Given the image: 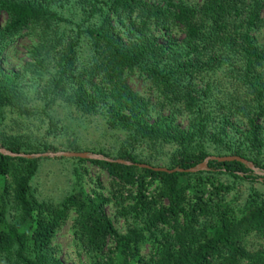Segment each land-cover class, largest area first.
<instances>
[{"label": "trees", "instance_id": "1", "mask_svg": "<svg viewBox=\"0 0 264 264\" xmlns=\"http://www.w3.org/2000/svg\"><path fill=\"white\" fill-rule=\"evenodd\" d=\"M263 26L264 0H0V53L19 35L33 42L21 70L0 65V126L9 113L13 125L25 124L19 115L34 117L48 133L66 134L71 125L54 115L57 107L99 116L121 132L116 150L96 151L111 161L75 159L108 173L114 200H133L118 213L134 219L119 233L106 199L81 187L58 204L38 200L30 180L40 158L0 153V176H11L3 191L17 212L6 224L0 207V258L65 264L51 242L73 211L85 249L103 254L98 264H264V253L244 247L250 232L264 235V198L226 200L237 181L264 184V175L217 159L205 170L169 171L209 156H239L264 171V48L254 37ZM136 71L149 81L151 101L129 86ZM0 146L57 151L3 129ZM161 160L168 166L154 164ZM147 240L153 247L143 257Z\"/></svg>", "mask_w": 264, "mask_h": 264}, {"label": "rangeland", "instance_id": "2", "mask_svg": "<svg viewBox=\"0 0 264 264\" xmlns=\"http://www.w3.org/2000/svg\"><path fill=\"white\" fill-rule=\"evenodd\" d=\"M193 2L196 0H188ZM257 44L264 48V26L254 32ZM32 41L25 36H17L10 44L0 53V65L3 69L10 72L21 70L27 62L29 50L32 47ZM128 84L131 89L141 96L152 99L153 89L149 81L146 80L140 72L136 71L128 77ZM54 115L58 117L65 116L70 122L71 129L68 133L54 131L48 133L46 124L34 120V117L19 115L18 119H24L22 126L13 125L11 118L16 114H6L5 122L8 126L1 127L0 131H6L7 134L16 133L26 135L31 141L41 138L43 141L52 144L57 151L73 152H91L97 153L99 149L105 151H114L118 147V141L121 139V132L115 131L106 126L104 121L97 115L82 117L78 112L72 109L57 107ZM63 115V116H62ZM28 120H27V119ZM31 122V123H29ZM182 128L186 126L183 117L178 118L177 122ZM264 125V121H263ZM78 144L79 150H71L67 147L68 142ZM1 147V146H0ZM4 148V147H3ZM47 150L42 153L57 152ZM20 154H27L20 152ZM39 154V153H28ZM24 157V156H23ZM40 158L36 173L30 180L31 191L38 200H46L53 204L60 203L67 194L81 187L82 191L89 196L99 195L106 199L103 209L111 220L114 228L121 234L125 233L129 226L133 225L134 219L130 215H121L118 213L119 203L127 205L132 203L131 198H118V203L112 195H118L119 191L111 183V177L108 173L100 168L97 164L89 161H77V157L63 156H38ZM83 159V158H82ZM88 160V159H87ZM160 166H168L167 160L156 162ZM220 179L224 180L223 177ZM11 182V176H0V207H4L5 223L12 224L15 222L16 210L13 208V202L10 201V194L3 191V186ZM206 193L210 191L211 186L205 182ZM10 190V189H9ZM125 195V192L124 194ZM264 198V184L258 182L237 181L233 188L226 194V200L233 201L235 204L245 201L247 198ZM75 213L71 211L65 221L55 231L51 242V253L60 258L65 264H98L103 257L102 253L89 252L74 229ZM166 230V229H165ZM152 242L147 240L141 245L140 255L148 257L152 251ZM244 247L246 250L264 253V235L254 231L247 234L244 238ZM0 264H10L6 257L0 258Z\"/></svg>", "mask_w": 264, "mask_h": 264}, {"label": "water", "instance_id": "3", "mask_svg": "<svg viewBox=\"0 0 264 264\" xmlns=\"http://www.w3.org/2000/svg\"><path fill=\"white\" fill-rule=\"evenodd\" d=\"M0 153L1 154H6V155H10L12 157L15 156H24V157H38V156H63V157H77V158H83V159H103V160H108L111 161L109 158L104 157L102 154H98V153H91V152H73V151H57V152H52V153H39V154H20V153H13L3 147H0ZM209 159H217L219 161H230V160H239L241 162H243L244 164H246L250 169H252L255 173L260 174V175H264V171L260 170L259 168L255 167L251 162L239 157V156H221V157H215V156H209L206 159H204L203 162L197 164L194 167H190L188 169H179V168H175L173 170H169V171H186V172H197L200 170H205L207 169V161ZM117 162H123L122 160H116ZM157 170H167L166 168H156Z\"/></svg>", "mask_w": 264, "mask_h": 264}]
</instances>
